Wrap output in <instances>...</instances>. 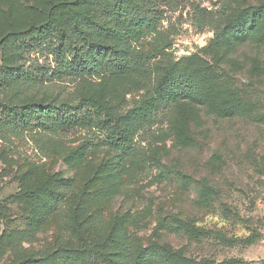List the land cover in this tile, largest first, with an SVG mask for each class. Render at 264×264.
Instances as JSON below:
<instances>
[{"label":"rangeland","instance_id":"374dc122","mask_svg":"<svg viewBox=\"0 0 264 264\" xmlns=\"http://www.w3.org/2000/svg\"><path fill=\"white\" fill-rule=\"evenodd\" d=\"M57 2L0 0V41L27 32L34 13ZM150 2L157 33L132 40L131 48L168 45L151 64L174 65L220 90L240 116L221 119L193 103L186 128L193 145L179 133L162 141L178 110L157 104L144 116L137 112L160 82L158 70L145 86L133 84L137 74L108 70L68 76L47 41L20 42L16 60L0 46V75L37 80L5 88L0 78V109H75L84 98L101 97L120 117L136 120L137 150L134 156L113 150L95 125L58 132L0 125V264H42L70 252L85 254L83 264H135L155 245L180 251L189 264H264V0ZM245 12L260 17L248 36L220 40ZM252 105L257 117L242 116ZM55 178L60 183L50 184ZM58 195L62 202L47 210L46 201ZM34 207L44 210L36 226Z\"/></svg>","mask_w":264,"mask_h":264},{"label":"trees","instance_id":"16d2710c","mask_svg":"<svg viewBox=\"0 0 264 264\" xmlns=\"http://www.w3.org/2000/svg\"><path fill=\"white\" fill-rule=\"evenodd\" d=\"M151 4L150 0H58L47 11L34 13V25L27 32L3 37L0 46L10 50L5 57L7 60H16L22 58L23 54V43L20 42L27 40L42 46L47 41L51 48L48 50L61 61L59 69L62 71L59 72L68 76H84L86 73L108 70L122 75L137 74V81L133 84L145 86L144 81L150 82L152 73L158 70L161 75L160 82L137 112L144 116L147 110H153L157 104L178 110L170 119L166 132L162 134V141L179 133L183 142L191 146L193 141L186 133L188 123L193 117L190 105L196 103L210 108L221 119L238 117L240 111L229 104L220 90L198 83L193 75L180 73L174 65L165 62L156 61V64H151L150 61L156 60L158 54L167 49L168 45H154L148 52L131 48L132 40H143L157 33L152 11L148 8ZM258 20L260 17L254 13H241L237 19L231 20V24L218 38L229 43L244 39ZM246 24L250 27H246ZM103 42H111L114 47L107 48ZM0 78L5 82V88H14L16 83L19 86L35 85L37 82L33 75L26 73L15 76L6 71ZM79 104L75 109H70L65 104H61L58 109L39 104H26L20 108L4 107L0 109V125L15 130L34 128L48 132L95 125L99 131H105V143L110 148L124 156L137 155L132 131L135 119L120 117L101 97L97 100L84 98ZM255 112V106H246L242 110V116L256 118ZM59 183L57 178L50 182L56 185ZM61 199L58 195L47 200V210L60 204ZM42 211L44 210L38 207L33 208L30 216L32 225L39 223ZM85 261V254L70 252L59 254L53 261L46 260L42 264H83ZM162 261H167L168 264H189L180 251H171L164 245L143 249L135 264H157Z\"/></svg>","mask_w":264,"mask_h":264}]
</instances>
